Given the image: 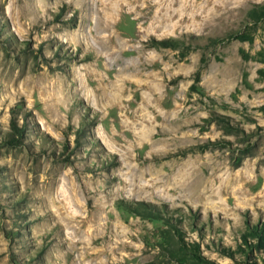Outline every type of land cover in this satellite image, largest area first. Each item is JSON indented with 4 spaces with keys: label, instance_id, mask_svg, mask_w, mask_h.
Listing matches in <instances>:
<instances>
[{
    "label": "rangeland",
    "instance_id": "1",
    "mask_svg": "<svg viewBox=\"0 0 264 264\" xmlns=\"http://www.w3.org/2000/svg\"><path fill=\"white\" fill-rule=\"evenodd\" d=\"M262 229L264 0H0V264H263Z\"/></svg>",
    "mask_w": 264,
    "mask_h": 264
},
{
    "label": "bare ground",
    "instance_id": "2",
    "mask_svg": "<svg viewBox=\"0 0 264 264\" xmlns=\"http://www.w3.org/2000/svg\"><path fill=\"white\" fill-rule=\"evenodd\" d=\"M115 5H110L108 6V8H110V12H115L116 11V7H114ZM104 25L105 26H109V20H104ZM123 48V43L121 42L120 45H119V49H118V52L121 51ZM108 53L110 54H114L115 55H118V52L117 51H111V50H108L107 51ZM135 70H137V67H134ZM91 74V73H90ZM95 75L97 78L94 80L97 85L94 86L95 88L93 89V92L95 94H97L99 100H109V101H113V94L110 90L112 89H121L122 88V85L120 83H112V82H108L106 79H104L100 74L96 75V74H93ZM119 75V74H118ZM126 75V74H125ZM93 77V76H92ZM123 77V76H122ZM125 79V78H124ZM85 82V81H84ZM89 82V81H88ZM86 83V82H85ZM81 84H83V80H81ZM82 86V85H81ZM90 89V88H89ZM84 84L82 86V91L83 93L88 96L90 99L92 98V96L94 95V93H92V91H90ZM132 118H135V115H132ZM130 126V125H129ZM132 127V126H131ZM133 130V129H132ZM133 132V131H132ZM134 134V133H133ZM139 135H142V134H139ZM144 135V134H143ZM133 136V135H132ZM135 136H137V134H135ZM142 137V136H141ZM154 161H157L156 159H159V158H152ZM127 170H129L131 173L134 174V177H136L139 181H138V184L136 185V187L142 189V190H145V189H152L154 190V186L153 185H149L144 183L143 182V178L147 175H155L153 177V184H156V183H159V182H164L163 181V177L164 175L161 174V171H158V170H153V169H149V170H146L145 172L142 171L140 172L134 165H127ZM168 171V170H167ZM173 171V170H172ZM175 172V171H174ZM172 173V172H171ZM165 177H168L169 178V172H167L166 176ZM176 177V176H175ZM177 178L176 179L178 181V185H181L183 187V185H186V173L185 171L180 167L178 168L177 170ZM166 179V178H165ZM175 180V179H174ZM172 181V179H171ZM191 183V182H189ZM173 184V181L172 183ZM175 185V184H174ZM177 185V186H178ZM188 185V184H187ZM186 185V186H187ZM209 185V183L207 184V186ZM176 186V185H175ZM210 186V185H209ZM179 187V186H178ZM189 188L191 189V194L193 196H197L198 198L197 199H200V198H204V196L206 195L207 191L209 190L206 185H204L203 181L200 180V182H196L195 184H190L189 185ZM211 188V187H210ZM186 189V188H185ZM181 190V189H180ZM189 190V189H188ZM175 191V190H174ZM179 191V190H178ZM183 192V190H182ZM188 192V191H186ZM209 192V191H208ZM189 194V193H188ZM209 196V194H207Z\"/></svg>",
    "mask_w": 264,
    "mask_h": 264
},
{
    "label": "trees",
    "instance_id": "3",
    "mask_svg": "<svg viewBox=\"0 0 264 264\" xmlns=\"http://www.w3.org/2000/svg\"><path fill=\"white\" fill-rule=\"evenodd\" d=\"M233 38L243 39V37H241V36L232 37L231 39H233ZM201 73H202L201 70H198V72L196 74L195 84L192 86L193 90H195L196 85H198L200 83V81H201ZM12 128H13V131H14V134L12 135L13 138H16V135H21L22 134L21 129L18 127V125L16 123L12 124ZM255 236L260 239L262 244H264V231H263V229L260 230L259 232L256 231L255 232ZM263 264H264V260H263Z\"/></svg>",
    "mask_w": 264,
    "mask_h": 264
}]
</instances>
